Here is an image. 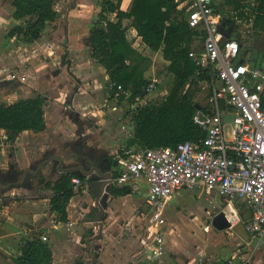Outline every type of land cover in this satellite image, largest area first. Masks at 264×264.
Returning a JSON list of instances; mask_svg holds the SVG:
<instances>
[{"label": "crops", "instance_id": "crops-1", "mask_svg": "<svg viewBox=\"0 0 264 264\" xmlns=\"http://www.w3.org/2000/svg\"><path fill=\"white\" fill-rule=\"evenodd\" d=\"M124 1L120 0V8L128 10L132 0H126L125 5ZM11 2L0 0V42H5V50L0 58L8 67L17 65L27 68L28 74L25 82H20L9 72L1 75L0 104L8 105L20 98L43 95L45 127L39 131L22 130L13 141L8 139V130L0 128V264H16L21 240L34 237L47 242L51 248V264H84L80 257L85 244L81 242L88 231L99 229L102 235L89 247L90 264H143L149 254L145 241L146 215L149 214L146 208V181L143 186L139 180L136 190L129 186L104 183V174L113 173L116 156L124 149L140 147L136 143L128 144L134 134V110L130 108L134 99L128 103V99L115 96L104 67L90 54L88 37L99 17V0H74L66 13L61 14L63 21L59 20V10L54 4L58 16L47 22L40 36L33 41L8 34L14 25L22 21L13 17ZM111 18L114 19V15ZM124 24L127 25L126 40L150 61L144 76L149 82L155 78L158 83L156 65H164L167 70L169 61L162 57L161 49L152 50L143 42L130 25V19H125ZM97 25L105 26L104 20L101 19ZM12 71L17 73L16 69ZM28 79L30 83L24 85ZM1 80L8 82L2 83ZM104 88H108L110 94ZM155 91L149 100L154 95L164 97L168 93L166 88ZM125 110L127 113H124ZM118 147L120 153L114 156ZM10 157L18 163L17 167L8 164ZM79 168L83 171L81 176L77 175L82 178L83 185L78 193L73 192L68 201L66 221H59L58 212L50 208L53 183L63 171H71L74 176ZM122 188H126L127 192L114 193V190ZM195 189L204 192V195L199 194V197L204 196L200 214L209 221V227L203 229L217 228L213 225L214 217L220 212L224 215L230 212L231 204L227 203L226 197H211L202 188ZM181 190L172 194L165 204V252L156 264H202L190 260L189 250L180 251L171 248L169 241L165 242L168 235L170 241L173 238L167 231L168 217L185 214L173 202ZM104 192H108L107 204L100 210ZM134 192L141 194L139 201L137 197L130 196ZM220 199H224V208L218 211ZM234 199L232 207L238 216V220L234 221L236 224L241 219L239 206L234 204ZM212 205L214 209L208 214L207 210ZM189 213L196 214L192 211ZM134 216H142L144 220V234L140 241L114 237V232L120 234L124 228L110 221V218L134 219ZM248 216L249 211L246 218ZM246 218L242 221L245 232ZM174 238L179 240L176 236ZM239 259L245 264L246 253H241ZM203 264L240 262L234 259L227 263L215 261Z\"/></svg>", "mask_w": 264, "mask_h": 264}, {"label": "built area", "instance_id": "built-area-1", "mask_svg": "<svg viewBox=\"0 0 264 264\" xmlns=\"http://www.w3.org/2000/svg\"><path fill=\"white\" fill-rule=\"evenodd\" d=\"M174 1L188 26L199 32L188 57L199 69H211L210 80L199 82L207 89L209 106H199L193 117L205 130L200 141L185 140L175 148H127L116 156L109 185L136 190L139 180L147 184L145 241L149 254L143 264H156L164 255L165 204L181 189L202 188L211 197H226L231 204L225 214L230 223L238 220L232 200H240L249 211L246 232L251 240L264 242V63L242 56L236 35L238 21L248 20L252 25L256 2L241 0L238 16L227 0ZM156 81L150 80L131 109L149 101ZM109 86L117 97L131 95L120 84ZM70 182L78 193L82 178L75 174ZM213 209L212 205L207 213Z\"/></svg>", "mask_w": 264, "mask_h": 264}, {"label": "trees", "instance_id": "trees-1", "mask_svg": "<svg viewBox=\"0 0 264 264\" xmlns=\"http://www.w3.org/2000/svg\"><path fill=\"white\" fill-rule=\"evenodd\" d=\"M256 2L257 13L251 28L264 31V0ZM55 0H12L13 17L22 20L8 32L11 36L33 41L40 36L46 23L53 21L58 12ZM238 12L241 0H227ZM98 19L89 31L88 44L91 56L108 74V82L120 84L131 90L133 100L148 85L144 71L149 59L138 53L126 40L130 19L137 34L152 50L161 49L162 57L169 61L167 70L173 76L172 86L160 101L149 100L132 112L134 134L128 144L140 148L170 146L175 148L185 140L200 141L204 128L194 121L198 103L194 100V88L203 79L210 80L211 69H199L188 57V51L199 32L188 26L187 21L175 7L173 0H132L128 10L120 8V0H99ZM114 15V19L111 18ZM104 20L105 26L97 24ZM232 22V20H230ZM189 84L186 87V84ZM114 93V92H113ZM122 97V96H120ZM43 95L20 98L8 105L0 104V128L8 130V139L13 141L25 129H44ZM71 171H63L53 183L54 193L50 208L57 211L59 221H66V206L73 195ZM127 189L114 190L126 193ZM16 264H51L52 251L40 238L22 239Z\"/></svg>", "mask_w": 264, "mask_h": 264}, {"label": "rangeland", "instance_id": "rangeland-1", "mask_svg": "<svg viewBox=\"0 0 264 264\" xmlns=\"http://www.w3.org/2000/svg\"><path fill=\"white\" fill-rule=\"evenodd\" d=\"M56 0L55 8L59 10V20H62L61 14L66 13V9L73 4L74 0ZM126 4V0L123 3ZM103 20V19H102ZM63 21V20H62ZM236 35L240 42L242 43V56L247 58H253L255 61H260V63H264V31H254L251 28V24L248 20L238 21L236 26ZM2 35V33H0ZM5 50V42H0V56ZM49 56V55H48ZM4 59L0 58V78L1 75L9 72L8 74H12L16 79L20 82H25L27 79L26 71L27 68H20L17 65H6L3 61ZM4 64V65H3ZM4 66V67H3ZM5 66L7 68H5ZM158 70V83H156V91L159 89L166 88L168 91L172 86L173 76L170 74L164 65L157 64ZM12 69H16L17 73H14ZM51 72H49L50 75ZM48 75V73H47ZM52 75V74H51ZM25 77L24 80H21V77ZM2 83H7L8 81L1 80ZM30 83L29 79L24 85H28ZM9 85V84H7ZM19 85V84H18ZM23 85V84H22ZM189 84H186L188 87ZM192 88H194V100L198 103L200 107H208V93L207 89L201 88L200 84H192ZM105 92L110 94L108 88H104ZM162 95H154L152 98L153 101H160ZM110 99V98H109ZM129 100H132L130 97L127 102L130 103ZM127 113V110L124 111ZM112 118V116H110ZM229 116L227 120H230ZM13 149V147H12ZM115 151L114 156L118 151ZM121 149V148H120ZM13 153V152H12ZM12 162V163H11ZM8 164H14L17 167L16 161L10 157ZM2 167V165H0ZM4 169V168H2ZM144 180H141L140 184L144 186ZM199 194L204 195V192L200 189L194 190H181L180 194L174 198L173 202L178 204L181 207L182 211L185 214H169L171 217H168L167 231H169L170 235L173 236V240L169 239V235L165 238V242L169 241V245L172 248H177L180 251L183 249L189 250L190 252V260H194L196 263H204V262H221L227 263L232 260H238L240 264H242V259H239L241 253H246V261L245 264H264V243H256L251 241L247 236L246 232L243 228V220L248 215V211L244 208V205L238 199H234V204L239 206L238 212L240 213L241 221L238 223H230L229 226L224 228H213L205 231L204 227H209V221L206 220V217L203 214H200V210L202 209L204 196L199 197ZM130 196L137 197L139 201L141 199V194L134 192ZM224 208V199H220L218 211ZM196 214H190L189 212ZM196 216V217H195ZM132 217V216H131ZM131 217H127L125 219L113 217L110 218V221L116 222L118 226H122L124 229L120 232V234L114 232V237H118V239H130V240H138L140 241V237L144 234V220L142 216H134V219ZM234 225V226H233ZM102 235L101 230H90L85 234V238L81 243H84V253L82 257H80V261L84 264H90V256H89V247L91 244L94 245V240L98 239L99 236ZM178 237L179 240L175 239V236ZM171 236V237H172ZM88 240V242H86ZM234 256V257H233ZM141 257V256H140ZM139 257V258H140ZM214 260V261H212Z\"/></svg>", "mask_w": 264, "mask_h": 264}, {"label": "water", "instance_id": "water-1", "mask_svg": "<svg viewBox=\"0 0 264 264\" xmlns=\"http://www.w3.org/2000/svg\"><path fill=\"white\" fill-rule=\"evenodd\" d=\"M81 176L80 173H76ZM105 175V179H104V183H108L109 182V178L111 177V174L109 172H107ZM107 196H108V192H104L102 197H101V202H100V210H102L103 208L106 207L107 204ZM229 221L226 219L225 215L223 212L218 213L213 220V225H215L217 228H224L229 226Z\"/></svg>", "mask_w": 264, "mask_h": 264}, {"label": "flooded vegetation", "instance_id": "flooded-vegetation-1", "mask_svg": "<svg viewBox=\"0 0 264 264\" xmlns=\"http://www.w3.org/2000/svg\"><path fill=\"white\" fill-rule=\"evenodd\" d=\"M82 168L77 169V172L82 173Z\"/></svg>", "mask_w": 264, "mask_h": 264}]
</instances>
